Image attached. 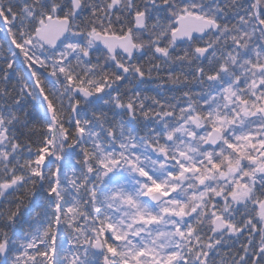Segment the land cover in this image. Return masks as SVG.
I'll list each match as a JSON object with an SVG mask.
<instances>
[{
    "label": "snow or ice",
    "instance_id": "1",
    "mask_svg": "<svg viewBox=\"0 0 264 264\" xmlns=\"http://www.w3.org/2000/svg\"><path fill=\"white\" fill-rule=\"evenodd\" d=\"M0 264H264V0H0Z\"/></svg>",
    "mask_w": 264,
    "mask_h": 264
},
{
    "label": "flooded vegetation",
    "instance_id": "2",
    "mask_svg": "<svg viewBox=\"0 0 264 264\" xmlns=\"http://www.w3.org/2000/svg\"><path fill=\"white\" fill-rule=\"evenodd\" d=\"M145 88L148 89L150 92H153V91H156V90L159 91V89H157V86L155 84L146 85Z\"/></svg>",
    "mask_w": 264,
    "mask_h": 264
},
{
    "label": "trees",
    "instance_id": "3",
    "mask_svg": "<svg viewBox=\"0 0 264 264\" xmlns=\"http://www.w3.org/2000/svg\"><path fill=\"white\" fill-rule=\"evenodd\" d=\"M157 90L156 91H153V92H150L148 89H146V91L144 92V94L146 95H156L157 94Z\"/></svg>",
    "mask_w": 264,
    "mask_h": 264
}]
</instances>
